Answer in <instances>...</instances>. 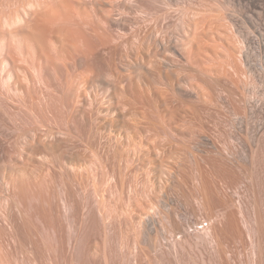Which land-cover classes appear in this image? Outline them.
Segmentation results:
<instances>
[{
  "label": "rangeland",
  "instance_id": "1",
  "mask_svg": "<svg viewBox=\"0 0 264 264\" xmlns=\"http://www.w3.org/2000/svg\"><path fill=\"white\" fill-rule=\"evenodd\" d=\"M43 1L0 0V23L38 15L0 24L15 72L25 56L11 30L23 53L53 39L64 59L51 42L48 63L42 50L19 65L26 75L0 76V264H264V0ZM85 24L75 61L65 41ZM34 128L60 132L64 148ZM73 161L83 167L70 172Z\"/></svg>",
  "mask_w": 264,
  "mask_h": 264
},
{
  "label": "bare ground",
  "instance_id": "2",
  "mask_svg": "<svg viewBox=\"0 0 264 264\" xmlns=\"http://www.w3.org/2000/svg\"><path fill=\"white\" fill-rule=\"evenodd\" d=\"M46 1H47V0H46ZM46 1H45V2H46ZM63 1H64V0H63ZM43 2H44V1H43ZM43 2H38V3H42V5L44 6L45 2H44V4H43ZM47 2H48V1H47ZM58 2H59V1H58ZM58 2H57V3H58ZM60 2H62V0H61ZM63 3H64V2H63ZM39 5L41 6V4H38V7H40ZM48 5H49V4H48ZM36 6H37V5H36ZM50 6H51V5H50ZM67 6H70V5H67ZM26 7H27V6H26ZM26 7H25V8H26ZM31 7H32V6H31ZM33 7H34V6H33ZM38 7H37V10L40 9V8H38ZM44 8H45V6H44ZM44 8H43V12H45V9H44ZM46 8H47V6H46ZM27 9H29V8H27ZM49 9H50V8H49ZM50 10H51V9H50ZM64 10H65V9H64ZM64 10H63V11H64ZM27 11H28V10H27ZM57 11H58V10H57ZM39 12H41V11H39ZM54 12H55V10H54ZM59 12H60V11H59ZM65 12H66V10H65ZM46 13H47V12H46ZM46 13L44 14V13L41 12V15L43 16V14H44L43 17H45ZM60 13H63V12L61 11ZM33 14H39V13H38V11H37V13L35 12V13H33ZM47 14H48L47 17H48L49 19L52 20L53 24H55L57 21H59L60 18L63 19V17H64V16H63V17L61 16V17L59 18V16H58V18H57V16H54V17L57 18V21H53V19H52V18H53V15L50 16V11H49V13H47ZM52 14H54V13H52ZM55 14H56V13H55ZM67 14H69V13H67ZM25 15H26V17H27L26 19H25V18H20V15H19V16L16 15L17 17H15V18L12 17V21H11V19H10V22H9V21L7 22L8 24H6L5 21H4L3 23H5L4 25H6V27H8L9 29H13V27H16V26H18V25H20V24H22V23H26V22L29 23V20L32 21V19H33V20H34V19L36 20V18H38V15H35V17H34V16H32L31 14H29L28 12H26ZM56 15H57V14H56ZM63 15H65V14L63 13ZM29 16H31V17H33V18H29ZM36 16H37V17H36ZM49 16H50V17H49ZM68 16H69V15H68ZM23 17H24V16H23ZM39 17H40V16H39ZM66 17H67V16H66ZM45 18H46V17H45ZM48 18H47L46 20H47V22H48L47 24L49 25V24H51L52 22L50 23V21H49ZM64 18H65V17H64ZM67 18L70 19L69 17H67ZM3 19H4V18H3ZM42 19H43V23H44V18H42ZM42 19L40 18V19H38L36 22L40 23L39 21L42 20ZM54 19H55V18H54ZM72 19H74V17H73ZM6 20H8V19H6ZM46 20H45V25L48 26V25L46 24ZM81 20L83 21L84 19H81V18H80L79 21L82 22ZM67 21H68V20H67ZM73 21H75V19H74ZM84 21H85V20H84ZM84 21H83V22H84ZM34 22H35V21H33V23H34ZM36 22H35V23H36ZM54 22H55V23H54ZM60 22H61V21H59V23H60ZM63 22H64V21H63ZM69 22H70V21H69ZM75 22H76V21H75ZM75 22H74V24H75ZM1 23H2V22H1ZM1 23H0V24H1ZM3 23H2V25H3ZM30 23H31V22H30ZM41 23H42V22H41ZM67 23H68V22H67ZM70 23H71V22H70ZM76 23H77V22H76ZM84 23L89 24L87 21L84 22ZM84 23H83V24H84ZM36 24H37V23H36ZM90 24H91V23H90ZM90 24H89V25H90ZM2 25H1V27L4 26V25H3V26H2ZM28 25H30V24H28ZM33 25H34V24H33ZM51 25H52V24H51ZM57 25H58V24H57ZM63 25H65V24H63ZM71 25H72V24H70V29H71V27H72ZM85 25H86V24H85ZM89 25H88V27H89ZM30 26H31V25H30ZM58 26H60V25H58ZM66 26H67V25H66ZM68 26H69V25H68ZM91 26H92V25H91ZM28 27H29V26H28ZM28 27H27V28H28ZM48 27H49V26H48ZM48 27H46V31H48V30H47ZM50 27H52V26H50ZM73 27H75V26L73 25ZM73 27H72V28H73ZM76 27H77V26H76ZM82 27H84V26H82ZM85 27H86V29H84V30H83V28H81V29H82V33H77L78 35H77L76 37L79 36V37L77 38V40H74L75 38H73V37H75V36H73V35H72L73 37H70V38L73 39V40H70V39H69V41H65V40H64V41H65L66 50H71V51L73 52V55H74L75 57L77 56L76 60H75V58H74L75 61H77V59H79V58L81 59V57H83V59H84V54H86L85 51L87 50V48H88V44L90 43V42H89L90 36H88V33L85 34V33H86L85 30H87V25H86ZM19 28H20V27H19ZM21 28H22V26H21ZM56 28H57V27H56ZM63 28H64V27H63ZM68 28H69V27H68ZM91 28H92V27L88 28V30L90 29V32H91V30H93V28H92V29H91ZM94 28H95V27H94ZM70 29H69V30H70ZM81 29L79 28L78 30H81ZM96 29H97V27H96ZM96 29H95V30H96ZM49 30H50V29H49ZM52 30H53V29H52ZM54 30L56 31V30H58V29H55V28H54ZM54 30H53V31H54ZM88 30H87V32H89ZM30 31H31V30L29 29L28 32H30ZM53 31H50V32H52V34H53ZM59 31H61V30H59ZM64 31H65V30H64ZM84 31H85V33H84ZM9 32H10V33H9ZM9 32H8V34H9V36H10V38H11V42H10L11 45H12L14 48H18V49L21 51V53L25 56V57H22V56H21L22 54L19 55V56H21L22 58H24V60H25V61H22V63L24 62V64H25L26 59H30V60H32V62H30L29 60H27V61H29L30 63L33 64V65L30 64V66H33V67H34V66H35L34 64H36V63H34V62L36 61L35 59H36V58H37V59L40 58L39 55H41V53H40L38 56H37V54H38L39 52H41V51L43 50V48H46L48 44H47V45L45 44V47H44V45H43V47L41 48L42 50L39 51V50H40V49H39V50H38V53H35V52L31 53V52H29V51H27L26 53H23V52H24L23 45L20 44V41H19V43H18V42H15V38H17V37H15V36L18 35V34H17V33L15 34V30H13V31L11 30V31H9ZM17 32H19L18 29H17ZM24 32H25V31H24ZM28 32H27V33H28ZM43 32H44V31H43ZM48 32H49V31H48ZM50 32H49L48 34H51ZM57 32H58V31H57ZM71 32H72V31H71ZM80 32H81V31H80ZM31 33H32V31H31ZM63 33H64V32H63ZM95 33H96V32H95ZM1 34H2V33H1ZM52 34H51V35H52ZM79 34H80V35H79ZM89 34H90V33H89ZM31 35H32V34H31ZM31 35H30V36H31ZM33 35H34V34H33ZM96 35H97V34H96ZM96 35H95V36H96ZM26 36H27V35H26ZM39 36H40V35H39ZM43 36H44V35H43ZM43 36H42V37H43ZM45 36H46V35H45ZM40 37H41V36H40ZM40 37H39V38H40ZM48 37H49V38H48ZM93 37H94V36H93ZM96 37H98V36H96ZM7 38H8V37H7ZM7 38H0V53L2 52L1 54H2V56H3L2 59H0V66L2 67V68L0 69V70H1V71H0V76H3V78H5V79H4V80H5L4 82H5V85H6V86H8L9 82H12V81H10V80H12V78H13V73H12V71L15 69V68L13 69L12 65H13V63L15 64V63L17 62V61H15V60H18V58H16V57H15L16 59L13 60V59H14V58H12L13 55L10 56V57H11V60H10V57L8 56V54H9V52H10V50H11L10 47H9L10 50L7 52V56H5V55H6V52H5V54L3 55L4 52H3L2 50H3V48H4L3 46L5 45V44L3 45V42L5 43V41H6V40L3 41V39H7ZM44 38H45V37H44ZM47 38H48L47 41H48V40L50 41V35L47 36ZM40 39H41V38H40ZM40 39H39V40H40ZM45 39H46V38H45ZM51 39H52V38H51ZM54 39H55V38H54ZM60 39L63 40L62 38H60ZM24 40H25V39H24ZM30 40H31V39H30ZM36 40H38V39H36ZM42 40L44 41L43 38H42ZM42 40H41V41H42ZM67 40H68V39H67ZM2 41H3V42H2ZM9 41H10V40H9ZM16 41H17V40H16ZM41 41H40V42H41ZM47 41H46L45 43H48V42H49V41H48V42H47ZM51 42L53 43V39H52ZM51 42H49V44H50L49 46L52 48ZM62 42H63V41H62ZM66 42H69V43H72V44H70V45L67 44V45H66ZM7 43H8V42H7ZM21 43H22V42H21ZM27 43H28V42H27ZM31 43H32V42H31ZM34 43H36V42H34ZM37 43H38V42H37ZM41 43H42V42H41ZM41 43H40V44H41ZM38 44H39V43H38ZM38 44H37V45H38ZM54 44H55V43H53V48H54V49H52L54 52L51 51V49H49L50 47H47V48H48L51 52L55 53L56 56H57V54L60 55L62 50H60V49L57 47V46H59V45L55 46V47H56V48H55V47H54ZM56 44H57V43H56ZM59 44H60V43H59ZM27 45H28V44H27ZM160 45L163 47V49H168V48H172V47H173L171 41L166 42V43H164V44H160ZM9 46H10V45H9ZM29 46H30V45H29ZM33 46H34V45H33ZM41 46H42V45H41ZM60 46H61V45H60ZM65 46H64V50H65ZM38 47H40V45H38ZM86 47H87V48H86ZM9 48H8V49H9ZM14 48H12L13 50H12L11 52H13V51H14V52L17 51L18 53H20V52L18 51V49H17V50H14ZM8 49H7V50H8ZM26 49H28L27 46H26ZM31 49H32V48H31ZM37 49H38V48H37ZM48 49H46V50H48ZM33 50H34V49H33ZM35 50H36V49H35ZM35 50H34V51H35ZM46 50H45V52H46V54H47L49 50H48V51H46ZM66 50H65V51H66ZM14 52H13L12 54H14ZM67 52H68V51H67ZM69 52H70V51H69ZM72 52H71V54H72ZM53 53H52V55L54 56ZM64 53H65V52H63V54H64ZM42 54H44V50H43ZM63 54H62V55H63ZM9 55H10V54H9ZM15 55H16V53H15ZM48 55H49V54H48ZM50 55H51V53H50ZM50 55H49V56H50ZM52 55H51V56H52ZM66 55H67V54H66ZM66 55L64 54L63 57H64V58H65V57L67 58ZM73 55H72V56H73ZM82 55H83V56H82ZM4 56H5V57H4ZM17 56H18V55H17ZM41 56H42V55H41ZM46 56H47V55H46ZM46 56H45V54L43 55V57H45L43 60L46 59ZM49 56H48L47 58L51 59ZM74 56H73V57H74ZM0 57H1V56H0ZM21 57H19V58H21ZM68 57H69V55H68ZM70 57H71V56H70ZM78 57H79V58H78ZM58 58L60 59V58H62V56L60 55V57L58 56ZM66 58H65V60H66ZM40 59H42V58H40ZM49 59H48V60H49ZM62 59H63V58H62ZM71 59H72V57H71ZM12 60H13V62H12ZM20 60H21V59H20ZM34 60H35V61H34ZM51 60H52V59H51ZM51 60H50V61H51ZM63 60H64V59H63ZM68 60H69V59H68ZM38 61H39V60H38ZM45 61H47V60H45ZM29 62H28V63H29ZM48 62H49V61H47V63H48ZM61 62H62V61H61ZM19 63H20V61H19ZM19 63H17L18 66L20 65ZM26 63H27V62H26ZM37 63H39V62H37ZM66 63H67V62H66ZM24 64H21V65L24 66ZM21 65H20V66H21ZM28 65H29V64H27V67H28ZM18 66H16V68H17V71H16V72H18V70H19V71L21 70V71L19 72V73L21 74V72H22L23 70H25V69H23V66H22V68H21L20 66H19V68H18ZM25 66H26V65H25ZM11 67H12V68H11ZM14 67H15V66H14ZM33 67H32V68H33ZM36 67H37V66H36ZM44 67H45V66H44ZM24 68H25V67H24ZM29 68H31V67H29ZM12 69H13V70H12ZM15 70H16V69H15ZM15 70H14V72H15ZM26 70H28V69H26ZM29 70H30V69H29ZM35 70H36V69H35ZM35 70H34V71H35ZM38 71H39V70H38ZM16 72H15V73H16ZM24 72H25V71H23L22 74H25ZM26 72L31 76V74L29 73V71H26ZM68 73L70 74V72H68ZM16 74H18V73H16ZM20 74H19V76L21 77L22 74H21V75H20ZM25 75H26V74H25ZM25 75H23V77H24ZM32 75L34 76V73H33ZM19 76H18V77H19ZM36 76H37V75H36ZM36 76H34V77H36ZM68 76H69V75H68ZM71 76H72V75H71ZM76 76H79V75H75L74 77H76ZM14 77H15V74H14ZM20 77H19V78H20ZM34 77H33V78H34ZM38 77H39V76H38ZM74 77H73V79L75 80ZM3 78H2V80H3ZM16 78H17V77H16ZM19 78H17V79H19ZM24 78H26V77H24ZM22 79H23V78H22ZM67 79H68V78L66 77V80H67ZM70 79H71V78H70ZM24 80H25V79H24ZM35 80H36V79H35ZM39 80H40V79H39ZM41 80H42V79H41ZM41 80H40V81H41ZM0 81H1V80H0ZM17 81H18V80H17ZM30 81H31V80H30ZM36 81H37V80H36ZM68 81H69V80H68ZM1 82H3V81H1ZM32 82H33V81H32ZM37 82H39V81H37ZM71 82H72V81H71ZM73 82H74V81H73ZM73 82H72V83H73ZM60 83H61V82H60ZM63 83H64V81H63ZM76 83H77V81H76ZM76 83H75V84H76ZM136 83H138V82H136ZM19 84H20V83H19ZM27 84H29V83H27ZM32 84H33V83H32ZM34 84H35V82H34ZM40 84H45V83L42 82V83H39V85H40ZM75 84H73V85H75ZM3 85H4V84H3ZM65 85H66V84H65ZM65 85H64V86H65ZM76 85H77V84H76ZM130 85H131V84H130ZM134 85H135V84H134ZM28 86H29V85H28ZM28 86H27V87H28ZM33 86H34V85H33ZM35 86H37V84H35ZM41 86H42V85H41ZM44 86H45V85H44ZM60 86H61V84H60ZM131 86H132V85H131ZM4 87H5V86H4ZM11 87H12V86H11ZM29 87H30V86H29ZM29 87H28V88H29ZM31 87H32V86H31ZM69 87L71 88V87H73V86H69ZM134 87H135V86H134ZM136 87H137V86H136ZM0 88H1V87H0ZM5 88H6V87H5ZM32 88H33V87H32ZM129 88H130V87H129ZM29 89H31V88H29ZM4 90H5V89H4ZM34 90H35V89H34ZM38 90H39V89H38ZM67 90H69V89H67ZM73 90H74V89H73ZM28 91H29V90H28ZM31 91H32V89H31ZM31 91H30V92H31ZM6 92H7V91H6ZM8 92H9V91H8ZM8 92H7V94H8ZM26 92H27V90H26ZM26 92H25V93H26ZM35 92H36V91H35ZM35 92L33 91L34 95L32 94V95H33L32 97H31V96H28V97H27V94H29V92H27V94H26L27 99H28V98H29V99H30V98H31V99H34V98H36L35 95H36V96L38 95L37 97H40V96H41V95L39 96V94H37V93L35 94ZM68 92H69V91H68ZM72 92H73V91H72ZM70 93H71V91L69 92V96H71ZM79 93H80V92H79ZM119 93H120L121 96H123L122 98H124L125 95H127V94L129 95V92H125V91H123V90H122V92H119ZM130 93H132V92L130 91ZM133 93H134V95L137 94V92L135 93L134 90H133ZM133 93H132L131 96H132V98L135 99L136 96H134ZM139 93H140V92H138V94H139ZM71 94H72V93H71ZM194 94H195V96H196V99L199 100V99H200L199 92H194ZM1 95H2V94H1ZM29 95H31V94H29ZM45 95H46V94H45ZM72 95H76V100H77V99L79 100L80 97H81V95H79V94H72ZM128 95H127V96H128ZM139 95H140V94H139ZM139 95H138V96H139ZM141 95H142V94H141ZM141 95H140V96H141ZM5 96L7 97L8 95H5ZM42 96H43V95H42ZM50 96H51V95H50ZM50 96H49V95L45 96V97H46L45 101H47L48 98H49V100L52 99V97L50 98ZM131 96L129 95V97H131ZM133 96H134V97H133ZM138 96H137V97H138ZM33 97H34V98H33ZM45 97H43V98H45ZM65 97H66V96H65ZM137 97H136V99H138ZM60 98H61V97H60ZM60 98H59V99H60ZM72 98H73V97H72ZM6 99H7V98H6ZM27 99H25V100H27ZM29 99H28V100H29ZM31 99H30V100H31ZM36 99L38 100L37 102H40V104H41V101H42L43 99H41L40 101H39V98H36ZM36 99H34V102L36 101ZM62 99H64V97H63ZM65 99H67V97H66ZM69 99H71V98H69ZM74 99H75V98H74ZM124 99H125V98H124ZM126 99H127V97H126ZM134 99H133V100H134ZM136 99H135V100H136ZM139 99H140V98H139ZM1 100H2V99H1ZM49 100H48V101H49ZM60 100H61V99H60ZM67 100H68V99H67ZM76 100H75V101H76ZM133 100L131 99V100H130V103H131V101L133 102ZM135 100H134V101H135ZM31 101L33 102V100H31ZM31 101H29V102H31ZM52 101H53V100H50V101H49L50 103H49V102H47V103H49V105H50V104L52 103ZM61 101H62V100H61ZM71 101H72V100H71ZM84 101H85V103H89V104H91V105L93 106L92 108L94 109V112H95V113L99 111V104L96 102V99H95V100H94V99H92V100H88V99L86 98ZM124 101H125V100H124ZM124 101L121 100V102H124ZM2 102H3V100H2ZM63 102H64V101H63ZM65 102H66V101H65ZM77 102H78V101H77ZM121 102H119V103H120L119 107H118L117 104H116V106H117L118 108H120V110H121V108H122L123 110L125 109V111H126L127 108L125 107V103L121 104ZM138 102H139V101H138ZM43 103L45 104L46 102H44V100H43ZM43 103H42V104H43ZM47 103H46V104H47ZM61 103H62V102H61ZM66 103H67V102H66ZM127 103H128V102H127ZM130 103H129V104H130ZM44 104H43V105H44ZM53 104H54V103H53ZM132 104H133V103H132ZM0 105H1V104H0ZM60 105H61V104H60ZM64 105H65V103H64ZM67 105H68V107H69L70 104H66L65 107H66ZM127 105H128V104H127ZM6 106H7V105H6ZM45 106H46V109L44 110V112H43V109H42V111H39V113H40V112H41V113H45V112L48 111V112H47V115H48V113H50V114L48 115L49 118H50V117H51V118H56V115H54L55 117L52 116V115H53V113L56 112L59 108L56 109V111H55V110L52 111V107H53V109H55L56 105L50 106L51 109L49 108L48 104L45 105ZM54 106H55V107H54ZM65 107H64V109H65ZM68 107H66V109H67ZM70 107H71V105H70ZM70 107H69V108H70ZM124 107H125V108H124ZM0 108H1V107H0ZM7 108H8V107H7ZM44 108H45V107H44ZM60 108H61V106H60ZM69 108H68L67 110H69ZM61 109L63 110V107H62ZM66 109H65V110H66ZM70 109H71V108H70ZM1 110H2V109H1ZM40 110H41V109H40ZM50 110H51V111H50ZM59 110H60V109H59ZM62 110H61V112H62ZM67 110H66L65 112H67ZM76 110H77V107H76ZM115 110H116V108H115ZM115 110H114V111H115ZM118 110H119V109H118ZM120 110H119V113H120ZM116 111H117V110H116ZM127 111H128V109H127ZM63 112H64V110H63ZM63 112H62V113H63ZM71 112H73V110H72ZM74 112H75V111H74ZM76 112H78V110H77ZM79 112H80V113L83 112V111H81V108L79 109ZM121 112H122V110H121ZM130 112H131V110H130ZM3 113H4V112H3ZM3 113H2V114H3ZM5 113H6V112H5ZM5 113H4V114H5ZM12 113H13V112H12ZM39 113H38V114H39ZM41 113H40V114H41ZM59 113H60V112H58V114H59ZM83 113H84V112H83ZM122 113H126V112H122ZM122 113H120L121 116L124 115V114H122ZM128 113H129V111H128ZM10 114H11V112H10ZM54 114H55V113H54ZM81 114H82V113H81ZM84 114H85V113H84ZM7 115H9V114H7ZM7 115H5V116H7ZM11 115H13V114H11ZM11 115H9V117H13V116H11ZM65 115H66V114H65ZM77 115H79V113H77ZM82 115H83V114H82ZM127 115H129V114H127ZM133 115H134V114H133ZM0 116H2V115H0ZM118 116H119V115H118ZM125 116H126V115H125ZM131 116H132V115H131ZM3 117H4V116H3ZM119 117H120V116H119ZM0 118H1V117H0ZM51 118H50V119H51ZM86 118H87L88 120L90 119L89 116H86ZM1 119H2V118H1ZM1 119H0V120H1ZM6 119H7V117H6ZM13 119H15V118H12V120H13ZM1 121H2V120H1ZM7 121H9V119H8ZM3 122H4V121H3ZM5 122H6V121H5ZM107 122H108V121H107ZM4 124H5V123H3V125H4ZM7 124H8V123H7ZM13 124H14V122H13ZM0 125L3 126V125H2V122H0ZM19 125H20V124H19ZM1 126H0V135L2 136L3 132H4L6 129L4 130V128L1 127ZM5 126H6V125H5ZM7 126H8V125H7ZM12 126H14V125H12ZM9 127H10V126H9ZM9 127H8V128H9ZM2 128H3V130H4L3 132H2V130H1ZM15 128H16V127H15ZM15 128H14V129H15ZM14 129H13V130H14ZM8 130H9V129H8ZM8 130H7V131H8ZM15 130H16V129H15ZM51 130H52V129H50V130L48 129V131H46L45 133H43V132L41 133V130H40L39 128H34V129L32 130V132H33L34 136L38 137L39 139L44 138L45 141H46L47 139H49V140L51 139L50 141L46 142V145H47L48 149H50V150H55V151H56V150H62V149L64 148V147H63V144L66 142L65 137H64V138L61 137L62 135L60 134V132H59V133H57V132L55 133V131L53 132V131H51ZM1 132H2V134H1ZM62 134H63V133H62ZM63 135H66V134H63ZM1 136H0V137H1ZM38 138H36V139H37V141L39 142L40 140H39ZM107 140L110 141V139H107ZM107 143H108V142H107ZM134 151H135V150H134ZM134 151L132 150V152H133L134 155H135V152H134ZM135 156H136V155H135ZM70 158H71V157H70ZM137 158H138V157H137ZM135 159H136V158H135ZM82 164H83V163H82ZM82 164H81L80 162H78V161H73V163H70V162H69V164L67 163V165H64V166H67V167H65V168H67L69 171L71 170V171L73 172V171H75V170L80 169L81 166L83 167ZM65 168H64V169H65ZM67 169H65V170H67ZM68 170H67V171H68ZM71 171H70V172H71ZM160 173H161V174H160V176H159V178H158V180H159V183H158V184H159V186H160L161 188H165L164 186H165V184H166V180L164 179V176H163V175H164V172H160Z\"/></svg>",
  "mask_w": 264,
  "mask_h": 264
}]
</instances>
